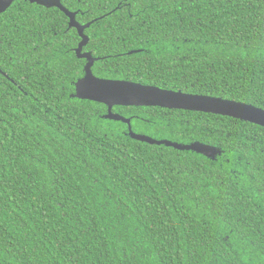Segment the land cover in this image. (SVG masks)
Instances as JSON below:
<instances>
[{
  "label": "trees",
  "instance_id": "obj_1",
  "mask_svg": "<svg viewBox=\"0 0 264 264\" xmlns=\"http://www.w3.org/2000/svg\"><path fill=\"white\" fill-rule=\"evenodd\" d=\"M95 77L264 109V0H59ZM59 7L0 13V264H264V127L75 96Z\"/></svg>",
  "mask_w": 264,
  "mask_h": 264
},
{
  "label": "water",
  "instance_id": "obj_2",
  "mask_svg": "<svg viewBox=\"0 0 264 264\" xmlns=\"http://www.w3.org/2000/svg\"><path fill=\"white\" fill-rule=\"evenodd\" d=\"M14 0H0V13L3 12ZM45 6L55 5L63 10L69 17V25L76 28L81 40L75 48L78 57L85 58L84 76L75 84V96L81 99L93 100L106 105L104 117L122 121L127 124V134L135 140L150 144H163L180 150H194L207 156L214 154L215 150L198 142L182 144L167 139L157 140L150 136L136 133L132 130L130 118L113 112L116 105L131 106H159L174 109H186L200 112L225 115L264 127V109L247 103L212 97L207 95H194L181 91L162 89L154 85H145L127 80H115L95 77L91 71L94 57L90 52H82V47L87 42L83 30L88 23L82 25L75 19V12L68 11L59 0H28Z\"/></svg>",
  "mask_w": 264,
  "mask_h": 264
},
{
  "label": "flooded vegetation",
  "instance_id": "obj_3",
  "mask_svg": "<svg viewBox=\"0 0 264 264\" xmlns=\"http://www.w3.org/2000/svg\"><path fill=\"white\" fill-rule=\"evenodd\" d=\"M82 52H84V51H82ZM113 111V110H112ZM117 113V112H116ZM127 125V124H126Z\"/></svg>",
  "mask_w": 264,
  "mask_h": 264
}]
</instances>
